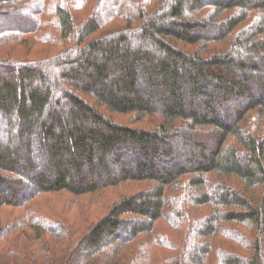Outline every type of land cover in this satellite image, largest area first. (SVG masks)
Here are the masks:
<instances>
[{
    "label": "trees",
    "instance_id": "16d2710c",
    "mask_svg": "<svg viewBox=\"0 0 264 264\" xmlns=\"http://www.w3.org/2000/svg\"><path fill=\"white\" fill-rule=\"evenodd\" d=\"M85 1L0 0V264H264V0Z\"/></svg>",
    "mask_w": 264,
    "mask_h": 264
},
{
    "label": "rangeland",
    "instance_id": "374dc122",
    "mask_svg": "<svg viewBox=\"0 0 264 264\" xmlns=\"http://www.w3.org/2000/svg\"><path fill=\"white\" fill-rule=\"evenodd\" d=\"M97 0H94L93 3H95ZM86 6L84 7V9L81 7V4H74L72 3L71 7L76 14H80L82 16H85V9H87L88 7V0L85 1ZM25 41L28 42H12L9 45L5 46L4 48H2L3 50L0 51V54H5L7 53L8 56L10 57L9 59H15V58H26V57H35L37 56L39 53H37L38 51L41 50V46L40 45V41L39 39L33 37V36H26ZM54 49V48H52ZM52 49H50L52 51ZM1 56V55H0ZM116 118L122 122H131L134 121V116L132 114L129 115H117ZM139 126H153L154 121L150 118H145L143 121L137 122L135 123ZM146 184H140V183H134V184H130L127 188H125L123 190V192H125L126 189H128L125 193L126 194H130L131 192H135L138 191L141 187L145 188ZM109 191V190H108ZM114 193H112V195H114V197L111 194H107V195H96V196H84L83 198H81L80 200L77 201L76 204H74V207L71 208L72 203L74 201H76V199L72 198V196H70L69 194H65V196H61V195H53L51 198V201L48 202V204H46L45 206L43 205H39V208L42 209L44 212H47L48 215L51 217L52 221H58L61 223H64L67 225V228H72V222H74V220H78L81 221L82 223L84 222V224H88L89 222H95L97 220L100 219L101 216L105 215L107 212H109L110 208L112 207L113 203L115 202V200L117 199L116 196L118 194V192L113 191ZM122 192V193H123ZM117 193V194H116ZM116 194V195H115ZM90 198H93L92 202L90 200ZM31 206H29V208L31 209V212L34 214V212L38 211V205L35 204H30ZM20 209L18 210V213H20L21 215H23L22 219L23 221L26 219V215H27V211L28 209ZM76 208H78L77 210H75ZM8 211V209H6ZM5 211V212H7ZM78 211L81 213L78 217ZM5 212L3 214H5ZM16 216V214H15ZM19 217V216H18ZM17 217V218H18ZM66 218V219H70L71 221H69V223L65 222L64 219H60V218ZM9 218L13 220V218L15 219V217H13L12 215H9ZM76 218V219H74ZM22 221V222H23ZM29 222V220H26ZM15 222V221H14ZM17 222V221H16ZM17 223H21V222H17ZM30 223V222H29ZM31 224V223H30ZM82 225L78 224L77 222L75 223V227H78L77 230L83 229L81 227ZM244 229V228H243ZM55 231H57V227L55 228ZM59 231V230H58ZM57 231V232H58ZM244 231H247L246 229H244ZM252 231L249 232V235L252 236ZM175 240L177 241H182V237L181 235L176 232L174 235Z\"/></svg>",
    "mask_w": 264,
    "mask_h": 264
}]
</instances>
